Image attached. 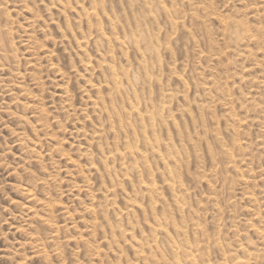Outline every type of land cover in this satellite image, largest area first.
Listing matches in <instances>:
<instances>
[{
	"label": "rangeland",
	"instance_id": "374dc122",
	"mask_svg": "<svg viewBox=\"0 0 264 264\" xmlns=\"http://www.w3.org/2000/svg\"><path fill=\"white\" fill-rule=\"evenodd\" d=\"M263 85L264 0H0V264H264Z\"/></svg>",
	"mask_w": 264,
	"mask_h": 264
},
{
	"label": "bare ground",
	"instance_id": "6f19581e",
	"mask_svg": "<svg viewBox=\"0 0 264 264\" xmlns=\"http://www.w3.org/2000/svg\"><path fill=\"white\" fill-rule=\"evenodd\" d=\"M67 4V3H66ZM102 5V4H101ZM133 5V4H132ZM102 7V6H101ZM85 9V8H84ZM104 13V12H103ZM106 13V12H105ZM2 14V13H1ZM102 14V13H101ZM107 16V15H106ZM109 16V15H108ZM108 18V17H107ZM136 20V19H135ZM140 22V21H139ZM141 24V23H140ZM228 24H230V23H228ZM236 25H238V24H236ZM236 25H235V27H236ZM229 25H227V27H228ZM230 27V26H229ZM231 29H232V27H230ZM234 28V27H233ZM234 31V30H233ZM241 31V30H240ZM141 32V31H140ZM235 32V31H234ZM6 34V33H5ZM131 34V33H130ZM106 35V34H105ZM114 35V34H113ZM239 36H240V32H239ZM115 37V36H114ZM143 38V37H142ZM228 38V37H227ZM233 40H236V39H233ZM123 42V41H122ZM136 42H138V41H136ZM241 43H242V41H241ZM123 44V43H122ZM137 44V43H136ZM239 45V44H238ZM124 46V45H123ZM127 49V48H126ZM121 51V50H120ZM110 53V52H109ZM150 53V52H149ZM111 54V53H110ZM252 54V53H251ZM112 56V55H111ZM112 61V60H111ZM114 61V60H113ZM119 62V61H118ZM110 63V62H109ZM146 65V64H145ZM141 66H143V65H141ZM124 68V67H123ZM145 69V68H144ZM146 70V69H145ZM150 70H151V68H150ZM131 71V70H130ZM152 71V70H151ZM116 72V71H115ZM118 72V71H117ZM117 72H116V74H117ZM147 73V72H146ZM114 75H116L115 73H113ZM124 74V73H123ZM140 74V73H139ZM144 74H145V72H144ZM117 76V75H116ZM147 76H149V75H147ZM114 77V76H113ZM141 77V76H140ZM110 78H111V76H110ZM135 78V77H134ZM146 78V77H145ZM116 79V78H115ZM117 79H118V77H117ZM117 79H116V81L115 82H117ZM153 79H155V78H153ZM112 80H113V78H112ZM107 81H108V79H107ZM141 82V81H140ZM157 82V81H156ZM106 83V82H105ZM262 83V82H261ZM114 84V83H113ZM117 84V83H116ZM258 84V83H257ZM112 85V84H111ZM260 85V84H259ZM148 86V85H147ZM261 86V85H260ZM264 86V85H263ZM256 87V86H255ZM148 88V87H147ZM151 90V89H150ZM150 92V91H149ZM148 92V93H149ZM143 96V95H142ZM134 97V96H133ZM170 98V97H169ZM103 99V98H102ZM132 100V99H131ZM169 101V100H168ZM120 102V101H119ZM167 102V101H166ZM159 104V103H158ZM150 105V104H149ZM170 105V104H169ZM168 105V106H169ZM120 106H122V105H120ZM259 106V105H258ZM146 107V106H145ZM163 107V106H162ZM123 108V107H122ZM158 108V107H157ZM157 108L155 109V110H157ZM161 108V107H160ZM166 109V108H165ZM168 109V108H167ZM133 110V109H132ZM136 111H137V109H135ZM255 111V110H254ZM163 112V111H162ZM167 112V111H166ZM155 113V112H154ZM168 113H170V112H168ZM160 114V113H159ZM166 114V113H165ZM171 114V113H170ZM108 115V114H107ZM118 115V114H117ZM127 115V114H126ZM261 116V115H260ZM152 117V116H151ZM150 117V118H151ZM264 117V116H263ZM127 118V117H126ZM144 118V117H143ZM142 118V119H143ZM149 118V117H148ZM169 118V117H168ZM151 120H153L152 118H151ZM141 121V120H140ZM142 121H144V120H142ZM149 121H150V119H149ZM157 119H156V124H157ZM247 121V120H246ZM120 122H121V120H120ZM148 122V121H147ZM230 122V121H229ZM260 122V121H259ZM141 123H143V122H141ZM145 123V122H144ZM159 123H160V121H159ZM124 124V123H123ZM148 124H149V122H148ZM125 125V124H124ZM127 125V124H126ZM131 125V124H130ZM145 125V124H144ZM153 125V124H152ZM151 124L150 125H147V126H152ZM176 125V124H175ZM123 126V125H122ZM154 126V125H153ZM152 126V127H153ZM120 127V126H119ZM125 127V126H124ZM158 127V126H157ZM128 128V127H127ZM132 128V127H131ZM145 128H146V126H145ZM144 128V129H145ZM149 128V127H148ZM154 128H155V126H154ZM132 129H134V126H133V128ZM142 129V128H141ZM140 129V130H141ZM147 129V128H146ZM145 129V130H146ZM135 130V129H134ZM145 130H144V132H145ZM148 130V129H147ZM146 130V131H147ZM143 131V130H142ZM155 131V130H154ZM115 132V131H114ZM129 132V131H128ZM264 132V131H263ZM154 133V132H153ZM143 134V133H142ZM147 134V133H146ZM146 136V135H145ZM153 136V135H152ZM154 136L156 137V135L154 134ZM121 137V136H120ZM144 137V136H143ZM154 138V137H153ZM152 138V139H153ZM141 139V138H140ZM147 139H148V136H147ZM98 140V139H97ZM145 140V139H144ZM155 140V139H154ZM143 141V140H142ZM148 141H149V139H148ZM153 141V140H152ZM164 141V140H163ZM162 140H161V142H163ZM95 142V141H94ZM145 142V141H144ZM147 142V141H146ZM150 142V141H149ZM157 143V144H156ZM114 144V143H113ZM117 144V143H116ZM146 144V143H145ZM149 144H151V146L152 145H154L153 144V142L152 143H149ZM155 144H156V146L159 148V146L161 145V143H160V140L157 138L156 139V141H155ZM164 145H165V143H163ZM162 144V145H163ZM108 145V144H107ZM148 145V144H147ZM146 145V146H147ZM173 145V144H172ZM99 146H101V145H99ZM116 146V145H115ZM150 146V147H151ZM166 146H167V144H166ZM165 146V147H166ZM137 147V146H136ZM154 147H155V145H154ZM154 147L153 148H151V150L152 149H154ZM157 148V151L159 150ZM173 148V147H172ZM128 149H130V148H128ZM132 149V148H131ZM130 149V150H131ZM160 149H161V147H160ZM109 150V149H108ZM112 150V149H111ZM114 150H115V148H114ZM130 150H128L129 152H130ZM136 150L137 149H135L134 151L136 152ZM155 150V149H154ZM167 150V149H166ZM235 150H236V148H235ZM138 151V150H137ZM161 151V150H160ZM174 151V150H173ZM90 152V151H89ZM92 152V151H91ZM170 153H171V151H169ZM85 153V152H84ZM158 153V152H157ZM115 154V153H114ZM126 154V153H125ZM135 154V153H134ZM159 154V157L161 158H159L158 157V159L159 160H163V161H166V160H168V159H166L165 158V156H163V155H161L160 154V152L158 153ZM166 154V153H165ZM92 155V154H91ZM113 155V154H112ZM120 155V154H119ZM127 155H128V153H127ZM131 155H133V151L131 152ZM233 155V154H232ZM232 155H231V157H232ZM122 156L124 157V155L122 154ZM142 156V155H141ZM158 156V155H157ZM140 157V156H139ZM139 157H137L138 159H139ZM143 157V156H142ZM172 157V156H171ZM179 158V157H178ZM148 160V159H147ZM146 159H145V161L144 162H146L147 161ZM178 161V160H177ZM131 162V161H130ZM167 162V161H166ZM117 163V162H116ZM120 163V162H119ZM123 163V162H122ZM127 164V163H126ZM130 164V163H129ZM137 164V163H136ZM144 164V163H143ZM146 164V163H145ZM147 164H148V162H147ZM172 164V163H171ZM112 165V164H111ZM122 165V164H121ZM168 165V164H167ZM166 165V166H167ZM175 165V164H174ZM137 166V165H136ZM148 166V165H147ZM115 167V166H114ZM137 167H139V165L137 166ZM245 167V166H244ZM102 168H104V167H102ZM164 168H166V167H164ZM138 169V168H137ZM172 169H173V167H172ZM167 170V169H166ZM174 170V169H173ZM121 171V170H120ZM126 171V170H125ZM137 171V170H136ZM250 171V170H249ZM138 172V171H137ZM174 172H175V170H174ZM123 173V172H122ZM177 173V172H176ZM101 174V173H100ZM166 174V173H165ZM134 175V174H133ZM167 175V174H166ZM108 176V175H107ZM117 176V175H116ZM122 176V175H121ZM176 176V175H175ZM134 178V177H133ZM175 179V178H174ZM121 181V180H120ZM245 181V180H244ZM175 183V182H174ZM173 182H172V184L170 183L169 184V186L173 189L175 186L173 185L174 184ZM182 183V182H181ZM139 184V183H138ZM119 185V184H118ZM134 185V184H133ZM152 186H154V185H152ZM29 187V186H28ZM156 187V186H155ZM160 187V186H159ZM124 188V187H123ZM152 188H154V187H151V189ZM171 188H169V189H171ZM27 189V188H26ZM25 191V190H24ZM105 191V190H104ZM137 191V190H136ZM148 191V190H147ZM150 191V190H149ZM152 191V190H151ZM173 191H175V190H173ZM33 192V191H32ZM177 192H179L178 190H177ZM181 192V191H180ZM149 194V193H148ZM158 194V193H157ZM173 194H174V192H173ZM28 195V194H27ZM31 196V195H30ZM175 196V195H174ZM134 197V196H133ZM136 197V196H135ZM151 198V197H150ZM33 199V198H32ZM142 201V200H141ZM150 202V201H149ZM128 203V202H127ZM132 203V202H131ZM257 203V202H256ZM177 204V203H176ZM162 205V204H161ZM133 206V205H132ZM167 206V205H166ZM53 207V206H52ZM149 207V206H148ZM180 207V206H179ZM192 207V206H191ZM158 208V207H157ZM166 208V207H165ZM174 209V208H173ZM194 210V209H193ZM116 211V210H115ZM114 211V212H115ZM163 211V210H162ZM216 211V210H215ZM144 212V211H143ZM164 212V211H163ZM169 212H170V210H169ZM131 214V213H130ZM159 214H161V213H159ZM193 214V213H192ZM153 215V214H152ZM183 215V214H182ZM161 217V216H160ZM169 217V216H168ZM172 218V217H171ZM195 218V217H194ZM44 219V218H43ZM137 219V218H136ZM154 219V218H153ZM178 220V219H177ZM135 221V220H134ZM151 221V220H150ZM163 221H165V220H163ZM166 222V221H165ZM171 222V221H170ZM178 222H180V221H178ZM186 222V221H185ZM189 222V221H188ZM148 223V222H147ZM161 223V222H160ZM168 223V222H167ZM52 224V223H51ZM132 224V223H131ZM134 224V223H133ZM158 224V223H157ZM175 224V223H174ZM155 225V224H154ZM161 225V224H160ZM160 225H159V227H160ZM191 225V224H190ZM189 225V226H190ZM113 226V225H112ZM119 226V225H118ZM166 226V225H165ZM168 226V225H167ZM171 226V225H170ZM140 227V226H139ZM113 228V227H112ZM117 228V227H116ZM162 228V227H161ZM135 229V228H134ZM155 229V228H154ZM158 229V228H157ZM119 230V229H118ZM164 229H162V231H163ZM166 230V229H165ZM257 230V229H256ZM159 231V230H158ZM143 232V231H142ZM161 232V231H160ZM159 233V232H158ZM164 233H166V232H164ZM183 233V232H182ZM187 233V232H186ZM145 234V233H144ZM143 234V235H144ZM155 234V233H154ZM196 234V233H195ZM262 234V233H261ZM264 235V234H263ZM150 236V235H149ZM163 236V235H162ZM245 236V235H244ZM144 237H146V236H144ZM156 237V236H155ZM187 236H185V238H186ZM189 237V236H188ZM151 238H152V236H151ZM184 238V239H185ZM261 238V237H260ZM118 239V238H117ZM183 239V238H182ZM181 239V240H182ZM193 239V238H192ZM246 239V238H245ZM248 239V238H247ZM141 240V239H140ZM197 240V239H196ZM208 240V239H207ZM237 240V239H236ZM252 240V239H251ZM260 239H258V241H259ZM178 241V240H177ZM211 241H212V239H211ZM261 241H263V240H261ZM116 242V241H115ZM163 242V241H162ZM170 242H171V244H172V246H171V244H170V248L173 250V253H174V257H175V263L176 264H200L199 263V260H198V256L197 255H194L193 254V248L195 247V243H192L193 244V246H188V248L187 247H183L182 245H179V244H181V242L178 244V243H176L175 241H173L172 240V237H171V239H170ZM207 242V241H206ZM219 242V241H218ZM146 243V242H145ZM148 243V242H147ZM185 243V242H184ZM184 243H182V244H184ZM191 243V242H190ZM205 243V242H204ZM138 244V246H142V245H139V243H137ZM186 244H187V240H186ZM189 244V243H188ZM191 244V245H192ZM202 244H203V242H202ZM112 245V244H111ZM160 245V244H159ZM262 245V244H261ZM264 245V244H263ZM169 246V245H168ZM251 246V245H250ZM153 247H155V246H153ZM157 247V246H156ZM201 247V246H200ZM238 247V246H237ZM148 248V247H147ZM152 248V247H151ZM167 248V247H166ZM186 248H187V250L189 251V250H191V252H188V254H186V256H184L183 255V258H181V251H184V250H186ZM261 248H263L262 246H261ZM112 249V248H111ZM133 249V248H132ZM143 249V248H142ZM146 249V248H145ZM145 249H144V253H145ZM154 249V248H153ZM152 249V250H153ZM156 249V248H155ZM158 249V248H157ZM195 249V248H194ZM220 249V248H219ZM259 249V248H258ZM228 250V249H227ZM263 250V249H262ZM169 251H171V250H169ZM212 251V250H211ZM223 251V250H222ZM236 251V250H235ZM256 251V250H255ZM258 251V250H257ZM141 252H143V251H141ZM167 252V251H166ZM186 252V253H187ZM196 252H197V250H196ZM219 252V251H218ZM254 252V251H253ZM260 252H261V250H260ZM172 253V252H171ZM194 253H195V251H194ZM244 253V252H243ZM236 254V253H235ZM167 255V254H166ZM171 255V254H170ZM181 255V256H180ZM246 255V254H245ZM263 255V254H262ZM171 256H173V255H171ZM231 256V255H230ZM229 256V257H230ZM249 257H248V259H246L245 258V260L244 259H240V258H237V259H235L234 260V264H249L251 261H250V259H254V260H258V258L260 257L258 254L257 255H252V254H249L248 255ZM142 257V256H141ZM251 257V258H250ZM167 258V257H166ZM185 258V259H184ZM235 258V257H234ZM170 259V258H169ZM182 259H184V260H182ZM222 259V258H221ZM233 259V258H232ZM262 260L261 261H263L264 262V255L262 256V258H261ZM146 260V259H145ZM171 260H172V258H171ZM139 261V260H138ZM260 261V262H261ZM216 262V261H215ZM215 262H213L214 264H215ZM231 262V261H230ZM233 262V261H232ZM145 263V262H144ZM217 263V262H216ZM204 264V263H203ZM206 264V263H205ZM229 264V263H228ZM256 264V263H255ZM263 264V263H262Z\"/></svg>",
	"mask_w": 264,
	"mask_h": 264
}]
</instances>
